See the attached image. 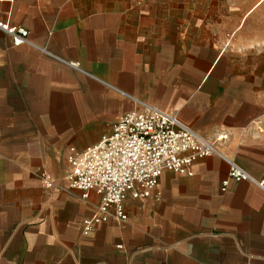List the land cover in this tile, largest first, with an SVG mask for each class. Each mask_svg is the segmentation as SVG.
<instances>
[{
  "label": "crops",
  "instance_id": "1",
  "mask_svg": "<svg viewBox=\"0 0 264 264\" xmlns=\"http://www.w3.org/2000/svg\"><path fill=\"white\" fill-rule=\"evenodd\" d=\"M259 1L0 0L29 41L0 31V264H264V57L218 47L264 46L247 25ZM139 101L226 134L221 155L127 195L125 220L93 221L99 197L65 180L69 149ZM226 159L250 179L229 178Z\"/></svg>",
  "mask_w": 264,
  "mask_h": 264
},
{
  "label": "built area",
  "instance_id": "2",
  "mask_svg": "<svg viewBox=\"0 0 264 264\" xmlns=\"http://www.w3.org/2000/svg\"><path fill=\"white\" fill-rule=\"evenodd\" d=\"M0 31L10 37L16 46L29 43L27 31L19 26L0 21ZM264 116L256 120V130L264 134ZM226 138L219 133L212 139L198 136L183 124L174 112H166L139 101L136 107L114 119L108 134L102 135L94 145L81 151L69 149L65 180L69 188L85 198L88 192L99 197L97 209L101 213L93 221L105 220L111 214L125 220L122 200L152 196L163 171L188 174L190 166L198 159L221 154L215 143ZM227 176L233 180L250 178L232 159H226ZM41 184L48 188L51 177L40 173ZM226 181L221 182V186ZM262 182H259L261 184Z\"/></svg>",
  "mask_w": 264,
  "mask_h": 264
},
{
  "label": "rangeland",
  "instance_id": "3",
  "mask_svg": "<svg viewBox=\"0 0 264 264\" xmlns=\"http://www.w3.org/2000/svg\"><path fill=\"white\" fill-rule=\"evenodd\" d=\"M236 6L240 7L242 10H246L252 4H255L259 0H231ZM223 0H206L209 6L221 5ZM247 25L252 28L254 37L262 39L264 42V0H260L256 7L253 8L252 13L248 16ZM223 49L228 50L239 56H244L246 60L249 56L254 61L258 62L260 55L264 57V46H218Z\"/></svg>",
  "mask_w": 264,
  "mask_h": 264
}]
</instances>
